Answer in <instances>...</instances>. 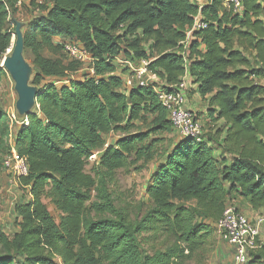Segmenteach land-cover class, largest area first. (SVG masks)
<instances>
[{
  "label": "trees",
  "instance_id": "16d2710c",
  "mask_svg": "<svg viewBox=\"0 0 264 264\" xmlns=\"http://www.w3.org/2000/svg\"><path fill=\"white\" fill-rule=\"evenodd\" d=\"M16 1L0 0V86ZM30 2L36 15L21 30L38 108L13 136L28 173L18 180L24 194L12 205L14 231L0 228V264H189L226 202L241 198L264 209V0H242L240 13L223 0L200 9L190 0ZM198 13L207 26L184 45ZM55 37L79 42L93 73L79 75L82 64ZM116 57L147 60L161 88L187 75L188 93L205 102L214 127H204L200 141L176 134L155 148L161 134L174 133L154 91L158 84L126 87L128 68ZM8 132L0 110V171ZM153 159L144 189L149 204L131 216L115 202L116 172ZM158 238L161 248L148 246ZM248 255L245 264H264V244Z\"/></svg>",
  "mask_w": 264,
  "mask_h": 264
},
{
  "label": "built area",
  "instance_id": "2783aa9c",
  "mask_svg": "<svg viewBox=\"0 0 264 264\" xmlns=\"http://www.w3.org/2000/svg\"><path fill=\"white\" fill-rule=\"evenodd\" d=\"M32 0H17L18 7ZM200 9L208 4L209 0H190ZM224 4L229 6L233 12L240 13L242 10V0H223ZM207 23L198 13L194 17L191 29L187 32V38L182 43L185 45L193 30L205 28ZM63 52L69 59L82 64H88L89 72L93 70L90 67L92 58L87 50L77 41L70 39H61ZM116 63L122 67L128 68L130 74L123 75L126 87L132 85H154V91L157 93L159 102L167 111V117L173 130L180 138H190L200 141L203 138V125L196 112L189 106L187 93L189 89L188 76L185 75L182 80L176 84H168L164 87L159 86V81L155 74L147 69L148 61L141 59L137 62L116 57ZM14 110L7 112L9 132L8 149L1 160V167L8 176V181L18 185V180L28 173L26 158L17 153L13 146V136L16 126L26 124L25 117H15ZM13 125L15 128H13ZM264 225V213L258 214L255 218L249 219L247 216L237 211L231 204L225 205L221 217L216 226L219 229L222 239L230 246L232 258L235 264H245L249 257V251L257 247V238L260 228ZM59 262V259H58Z\"/></svg>",
  "mask_w": 264,
  "mask_h": 264
},
{
  "label": "rangeland",
  "instance_id": "374dc122",
  "mask_svg": "<svg viewBox=\"0 0 264 264\" xmlns=\"http://www.w3.org/2000/svg\"><path fill=\"white\" fill-rule=\"evenodd\" d=\"M30 3L31 2H26L23 6L17 8L15 13V18L17 20L26 22L29 18L36 15V11L29 9L28 6H30ZM43 54L50 56L47 51H44ZM25 55L27 60L30 62L32 59L31 54L26 51ZM88 66V64H84V66L78 71L79 75L82 74V70H86ZM128 73H130V70H128L126 74ZM13 86V81L11 80L10 76L6 74L0 86V110H2L5 114L14 110L15 117L17 118V113L14 107L17 96ZM193 94L196 93L189 92L187 96L190 107L191 105L189 102L190 99L193 98ZM196 101L200 103V106H203V101L201 98H196ZM196 114L199 116L198 112ZM149 120L150 117L148 118L147 122ZM137 124L142 127V130H145L148 127V124H143L140 121ZM13 128H15L14 125ZM120 134L121 133L119 132L109 133L105 138L107 141H110L112 138H115ZM176 137V133L161 134L158 137L159 141L155 144V148L160 150L162 146H166L168 144L170 139L172 140ZM94 158V155L89 158V164L85 167L87 172L90 170ZM155 161V159L146 163L138 161L135 164H129L124 168H120L116 172V183L114 187L111 188L115 202L120 207H126L131 216L142 214L146 206L149 204L144 193V189L150 180ZM23 194L24 190L19 188L17 184L9 182L7 174H5L3 170L0 171V228H2L7 234L12 233L15 229V218L12 205ZM45 204L47 205L50 212L56 216L58 212L54 206L48 200H45ZM227 204H230V202H226V205ZM140 209H142L141 212H137ZM257 214L261 213L254 212L252 217H255ZM216 223L217 221L213 224L215 226L213 233L207 239L202 249L194 255L189 264H235L232 258V250L230 246L222 239L221 233L217 228ZM260 234L264 235V226L260 228L259 236ZM259 238L260 237H258V245L262 240ZM161 243L162 238H158L157 240L150 241L148 246L161 248Z\"/></svg>",
  "mask_w": 264,
  "mask_h": 264
},
{
  "label": "water",
  "instance_id": "95a60500",
  "mask_svg": "<svg viewBox=\"0 0 264 264\" xmlns=\"http://www.w3.org/2000/svg\"><path fill=\"white\" fill-rule=\"evenodd\" d=\"M14 34L12 45L1 61V66L5 68L14 83L13 89L16 93V101L14 104L18 117H26L32 113L33 109L38 105L36 98L38 87L30 83L33 74V68L23 54L24 42L22 33V21L14 22Z\"/></svg>",
  "mask_w": 264,
  "mask_h": 264
},
{
  "label": "crops",
  "instance_id": "0c3cea01",
  "mask_svg": "<svg viewBox=\"0 0 264 264\" xmlns=\"http://www.w3.org/2000/svg\"><path fill=\"white\" fill-rule=\"evenodd\" d=\"M38 2H41V0H38ZM55 42H58L60 39L58 37H55L54 38ZM196 98H199L200 97L198 96V94H193V98L190 99V105H191V108L197 113H199V118L200 120L202 121V125H204L205 127V130L206 131H210L213 127H214V123H209V119L207 118V114H206V108H205V102L203 101V106H200L199 102L196 101ZM204 123V124H203ZM217 124H220V122H217ZM175 133V131H174ZM222 137V134L220 136V138ZM219 153V150H217V154ZM230 204L235 207V209H237V211L241 212L242 214H244L245 216H247L249 219H253L255 217H252L253 213L256 212V213H264V209H260V210H253L251 208V206L249 205V203L247 201H243L241 200V198H235L233 200V203L230 202ZM264 226V225H263ZM260 238L259 239H262L261 240V243L264 244V235L263 234H260L259 236Z\"/></svg>",
  "mask_w": 264,
  "mask_h": 264
},
{
  "label": "bare ground",
  "instance_id": "6f19581e",
  "mask_svg": "<svg viewBox=\"0 0 264 264\" xmlns=\"http://www.w3.org/2000/svg\"><path fill=\"white\" fill-rule=\"evenodd\" d=\"M8 51V50H7Z\"/></svg>",
  "mask_w": 264,
  "mask_h": 264
}]
</instances>
